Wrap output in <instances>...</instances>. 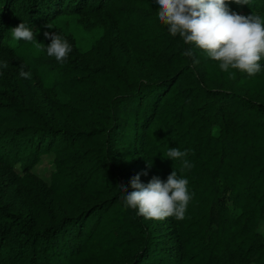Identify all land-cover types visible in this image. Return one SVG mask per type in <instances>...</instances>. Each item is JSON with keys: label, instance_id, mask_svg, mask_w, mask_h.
Wrapping results in <instances>:
<instances>
[{"label": "trees", "instance_id": "16d2710c", "mask_svg": "<svg viewBox=\"0 0 264 264\" xmlns=\"http://www.w3.org/2000/svg\"><path fill=\"white\" fill-rule=\"evenodd\" d=\"M228 8L264 17V0ZM156 9L0 0V264H264V60L249 77L195 49L186 57ZM21 22L45 47L44 31L67 39V61L10 47ZM70 22L98 33L86 49ZM168 148L189 150L192 167L181 172ZM42 164L48 183L34 173ZM172 170L192 194L183 220L124 207L119 185L131 192L138 173L146 185Z\"/></svg>", "mask_w": 264, "mask_h": 264}, {"label": "clouds", "instance_id": "9594fccd", "mask_svg": "<svg viewBox=\"0 0 264 264\" xmlns=\"http://www.w3.org/2000/svg\"><path fill=\"white\" fill-rule=\"evenodd\" d=\"M157 5L156 16L168 34L179 37L184 45L188 46L182 55L192 57L194 49L206 58L218 64L223 72L230 69L247 74L249 77L261 71L260 61L264 60V17L252 13L243 16L230 11L229 3L248 5L250 0H154ZM45 29H53L51 23L43 25ZM10 47L25 43L34 44L40 52H46L47 57L57 63H65L72 46L67 39L56 31H44L45 39L50 43L45 47L36 40L37 33L24 22L10 29ZM0 68H8V62H0ZM20 66L19 76L23 79L31 78V71ZM189 150L168 148V160L180 161L181 172L192 167L186 159ZM148 167L151 164L148 163ZM147 173H138L127 185H119L123 193L121 197L124 207L136 212L144 221L162 222L166 218L183 220L192 194L189 191V181L178 177L172 170L166 181L154 176L146 185L140 182V176Z\"/></svg>", "mask_w": 264, "mask_h": 264}, {"label": "rangeland", "instance_id": "374dc122", "mask_svg": "<svg viewBox=\"0 0 264 264\" xmlns=\"http://www.w3.org/2000/svg\"><path fill=\"white\" fill-rule=\"evenodd\" d=\"M67 27L71 30L78 38L79 47L81 50H84L88 47L89 42L94 38L93 36H97L98 33H84L81 29L76 27L74 22L67 23ZM93 34V35H92ZM43 160H49L48 157H44ZM51 167L46 165H40L35 169L36 178L42 183H48L49 175H50ZM263 231V228H261Z\"/></svg>", "mask_w": 264, "mask_h": 264}]
</instances>
